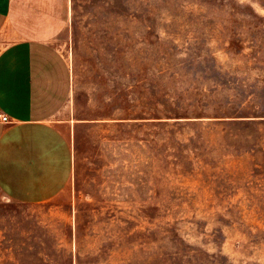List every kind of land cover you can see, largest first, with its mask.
<instances>
[{
    "label": "rangeland",
    "instance_id": "374dc122",
    "mask_svg": "<svg viewBox=\"0 0 264 264\" xmlns=\"http://www.w3.org/2000/svg\"><path fill=\"white\" fill-rule=\"evenodd\" d=\"M72 1V175L0 264H264V0Z\"/></svg>",
    "mask_w": 264,
    "mask_h": 264
},
{
    "label": "crops",
    "instance_id": "0c3cea01",
    "mask_svg": "<svg viewBox=\"0 0 264 264\" xmlns=\"http://www.w3.org/2000/svg\"><path fill=\"white\" fill-rule=\"evenodd\" d=\"M72 4L0 0V192L15 203L49 202L72 175L59 115L73 106V73L56 44L72 25Z\"/></svg>",
    "mask_w": 264,
    "mask_h": 264
},
{
    "label": "built area",
    "instance_id": "2783aa9c",
    "mask_svg": "<svg viewBox=\"0 0 264 264\" xmlns=\"http://www.w3.org/2000/svg\"><path fill=\"white\" fill-rule=\"evenodd\" d=\"M0 122H1V123H6V122H7V117H5V116H0Z\"/></svg>",
    "mask_w": 264,
    "mask_h": 264
}]
</instances>
